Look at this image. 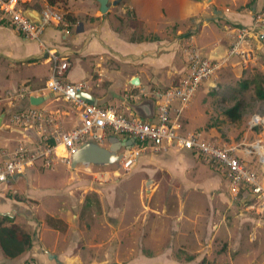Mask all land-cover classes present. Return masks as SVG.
Listing matches in <instances>:
<instances>
[{"label":"crops","instance_id":"0c3cea01","mask_svg":"<svg viewBox=\"0 0 264 264\" xmlns=\"http://www.w3.org/2000/svg\"><path fill=\"white\" fill-rule=\"evenodd\" d=\"M149 1L140 0L134 5L129 4V8H135L138 14L140 10L139 15L146 20ZM211 1L214 5L211 7L213 17L209 18V31H220L223 36H217L208 44L209 52L206 55L190 38L180 47L177 58L178 45L174 42L164 46L158 37L149 40L126 39L107 23L98 24L96 20L100 22V19L94 17V13H80L72 9L71 0H67L69 10L60 15L62 17L69 13L74 22L43 25L34 39L12 28L0 11V139L8 133L20 135V140L16 142L2 139L5 144L0 145V151H11L18 142L32 140L25 134L27 130L37 140L34 131H22L10 121L14 113L24 109L41 110L52 115L63 132H69L76 126L79 113L43 90L52 73L53 56L68 62L69 68L64 76L66 82L85 84L84 92L96 100V105L119 102L120 112L123 113L129 111L124 105L125 101L137 102L144 95L150 98L152 92L165 91L178 85L189 73L188 56L192 50L200 57L217 61L220 69L227 65L232 68L245 65L246 68L256 64L264 53V27L255 24V19L264 14V0ZM23 5L26 8L23 7L21 11L28 8L39 15L45 8L54 10L51 6L38 10L33 5ZM93 18L94 22H89ZM239 29H255L246 39L249 45L242 46L249 58L227 56L230 43ZM257 32L263 35L258 40L255 39ZM109 56L117 57L119 69L110 71ZM212 77L202 83L210 81ZM134 78L138 79V85H131ZM110 81L112 84H109ZM107 83L109 86L105 88ZM21 90L28 93L20 96ZM120 93L122 99L119 100ZM195 94L178 115L177 124L181 134L199 133L181 131L184 113ZM30 97L42 98V101L33 106L29 103ZM173 106L177 107V104ZM186 115L189 116V112ZM123 150L126 149L119 152ZM58 154L63 155V152L59 150ZM58 162L70 168L69 163L60 156L48 168L40 164L34 167L52 170ZM81 166H75L76 170L88 177L89 189L96 194L101 193L100 196L103 190L95 187L96 182L113 180L117 173L118 177L121 176L120 195L115 199V196L106 194L105 203L96 207L86 198L75 203L70 196L73 189L69 186L75 189L78 184L81 187L84 180L73 175L75 181L69 177L65 191L33 198L28 194L26 185L31 172L39 170L34 167L24 176L13 177L0 184V216L12 218L16 225L30 234L31 243L34 230L36 238L41 235L39 242L42 252L37 251L33 255L41 260V264L50 263L46 252L56 257L57 261H53L55 264L68 259L67 251L74 249L76 242L68 237L67 246L63 250L57 248L64 239L62 234L68 231L73 232L80 242L83 239L91 246H106L103 259H99V262L95 259L91 264H106L103 261L119 264V260H137L135 264H264V217L249 209L245 197L232 199L224 170L215 167V164L188 151L168 148L166 151L139 152L130 169L121 175L114 171L97 173L90 169L94 165ZM118 177H114V181ZM32 188L30 186V190ZM57 194L59 198H55ZM48 200L54 203L47 204ZM54 205L56 207L52 208ZM84 212L88 214V227L85 224L84 229L79 230L77 224L79 219H84ZM49 219L61 228L49 224ZM20 256L7 258L0 249V264H19L16 260Z\"/></svg>","mask_w":264,"mask_h":264},{"label":"built area","instance_id":"2783aa9c","mask_svg":"<svg viewBox=\"0 0 264 264\" xmlns=\"http://www.w3.org/2000/svg\"><path fill=\"white\" fill-rule=\"evenodd\" d=\"M0 11L12 28L29 39L36 38L43 25L64 24L60 14L45 8L40 12L41 25L37 26L23 17L15 0L0 3ZM255 24L264 27V14L255 19ZM254 31L239 29L230 43L227 56L249 58L242 46L249 45L246 39ZM262 37L257 32L255 39ZM52 59V73L43 90L55 100L74 108L79 113V120L71 131L63 132L56 118L44 111L24 109L14 113L10 119L12 124L22 131H34L37 140L20 141L11 151H0V184L13 177L24 176L36 164L48 168L58 156L69 163L71 155L81 143L91 142L107 148V139L114 135L119 139L134 140V146L123 150V157L119 161L125 172L141 151L158 152L168 148L188 151L222 168L232 199L245 197L249 209L264 217V116L255 114L248 121V131L259 128L262 131L258 139L248 144L217 145L204 140L199 133L179 132L178 115L189 104L201 83L221 68L217 61L200 57L192 50L188 56L189 73L178 85L165 91L152 92L149 97L154 101L153 117L142 120L130 110L128 113L117 112L79 99L77 95L84 92L85 84L66 82L64 76L69 68L68 62L56 56ZM20 92V96L28 93L26 90ZM142 97L146 98L145 95ZM175 103L177 107L173 106ZM59 150L63 155L58 154Z\"/></svg>","mask_w":264,"mask_h":264},{"label":"rangeland","instance_id":"374dc122","mask_svg":"<svg viewBox=\"0 0 264 264\" xmlns=\"http://www.w3.org/2000/svg\"><path fill=\"white\" fill-rule=\"evenodd\" d=\"M15 1L20 9L25 7L23 4L33 5L38 8V10L46 6L49 7L45 0ZM139 1L140 0H107L108 8L104 14L99 12V4L97 0H71V7L80 13H94V17L100 19V22L99 20H96L98 24L107 23L115 28L119 34H123L126 39H130L132 37L130 40H134V38L149 40L153 37H158L159 41L162 43L161 45L164 46L168 45L169 42H174L178 45L176 58L180 56V47L183 44L185 45V41L190 38L193 40L195 45L201 49V52L206 55L209 52L208 44L213 42L217 36H223L220 31H212L214 34L209 31V27L211 26L208 24L211 21L209 18L213 17L211 10V7L214 5L213 1L205 4L204 0H150L149 13L146 14V20L139 15L140 10L138 14V10L135 8H129V4L134 5L139 3ZM62 3L60 2L55 6H51L61 15L63 11L69 10V7H67V0L66 3ZM93 20L94 18L90 19L89 22H92ZM95 28L98 30L100 29L97 25H95ZM199 31L200 34L198 35ZM109 58L110 71L119 69L120 65L117 57L114 58L109 56ZM258 76H262L264 78V53L261 54V58L258 62H256V64L248 65L246 68L245 65L244 67L239 65L235 68L227 65L223 69H219L215 72V75L210 81L206 83L204 82L199 86L195 97L191 101L190 107L184 113L185 117L182 119L181 131H197L201 134L204 140L225 146H234L240 143L248 144L258 139V136H261V128L248 131L247 123L255 114L264 116V104L255 99L252 85H249V88L246 90H242L240 86L243 81H250L254 77ZM109 84H112L111 81ZM109 84L107 83V85H105L107 87H104L108 88ZM232 97H235L236 100H242L244 103V110L241 114V118L236 122L230 121L223 114L225 109L232 107L234 104L233 99H231ZM118 99H122V93L119 94ZM102 107L110 108L116 110L117 112L122 111L120 108L121 105L117 101L113 104H106ZM188 112L189 116L186 115ZM203 134L211 140L207 139ZM4 138L10 139L11 142H16L20 140V135L8 133L7 135H4V137H1L0 145L5 144V142L2 141ZM78 167L81 168L82 166L78 165ZM35 169L39 170L31 172L30 178L28 179L29 183L26 185L28 194H30L33 198L52 195L57 191H65L64 188H66L70 182L68 180L69 177H72V181H75L73 180V175H75L74 177L76 178L78 176L84 180L81 187H79L78 184L76 185L77 188L75 186V189L72 185L69 186L73 189L70 196L74 199V202H78L79 200L83 201L86 198L91 202L92 206L96 207L97 205L99 206L100 203H105L106 194L115 196L116 199L118 194L120 195L121 193L119 186L121 176L118 177L117 173L115 176L113 175L114 177H118V180L116 179V181H114L115 178L111 176L113 177V180H110L111 182L109 180H100L96 182L97 184L95 187L103 190L102 196H100L101 193L96 194L89 189L90 184L88 177L80 174L81 172L76 170V168H66V165L58 162L56 168L52 170H41L38 167ZM90 169L97 173L114 171L118 172L119 175L123 174L122 172L124 171L118 166V163L94 167L90 166ZM137 170L138 169L135 168L136 172ZM112 182L115 186H113ZM30 186L33 187L31 190ZM99 197H101L100 200ZM55 198H59L58 194ZM95 201H98L99 203L97 204ZM48 202L49 203L47 204L51 205L54 203L51 200H48ZM54 207L56 206H52V208ZM77 214L79 213L77 212ZM81 215L83 216V214ZM81 215L79 214V216ZM88 223V214L84 212V219H79L77 228L79 230H83V226L86 224V227H88ZM73 226L76 227V223H74ZM29 230H31L30 227ZM35 235L36 232L34 230V233H32L31 247L18 258L19 260H16L17 263L20 264L23 261V264H41V260H39V258L37 259L36 256H33L37 251L42 252L40 250L41 248L39 242L41 235L37 238ZM62 235L64 239L60 241L57 247L58 250H63V248L67 246L66 243L68 242V237H70V240L76 242V245H74V249L67 251L69 252L67 260H59L56 264H91L96 261L95 259H98L96 262H99V259H103V255H106L105 245L101 246L95 244L91 246L88 241L83 242L82 237V242H80L71 231L63 233ZM46 238L50 239L51 237L46 235ZM50 240L47 241L49 242ZM49 261V264H55L53 259H49ZM127 261L128 260H123L121 262V260H119V262H117L119 264L137 263V260L134 262ZM103 262L106 264L114 263L113 261Z\"/></svg>","mask_w":264,"mask_h":264},{"label":"water","instance_id":"95a60500","mask_svg":"<svg viewBox=\"0 0 264 264\" xmlns=\"http://www.w3.org/2000/svg\"><path fill=\"white\" fill-rule=\"evenodd\" d=\"M211 0H204L205 4H208ZM99 4V12L104 14L107 11V0H97ZM23 17H25L31 23L39 26L41 25V17L39 13L32 9H25L22 11ZM131 85H138V79L134 78L131 81ZM78 98L90 105H96V100L87 92L78 93ZM42 98L30 97L29 103L33 106L39 105ZM125 107L129 109L133 114L142 120H150L154 114V101L152 98H144L140 101H125ZM1 121V116H0ZM25 134L35 141L34 135L31 131H25ZM109 146L107 148L101 147L95 143L85 142L78 145L76 151L71 155L69 166L74 169L77 165H112L118 163L123 155L119 151L121 149H128L134 146L133 139H119L116 136H110L107 139ZM49 259L57 261L56 257L46 252Z\"/></svg>","mask_w":264,"mask_h":264},{"label":"trees","instance_id":"16d2710c","mask_svg":"<svg viewBox=\"0 0 264 264\" xmlns=\"http://www.w3.org/2000/svg\"><path fill=\"white\" fill-rule=\"evenodd\" d=\"M49 6H55L57 3H62L64 0H45ZM63 21L66 24L74 22V18L65 13L62 16ZM249 85L253 87V95L257 101L264 104V78L262 76L254 77L250 81H243L240 86L242 90L249 88ZM234 104L224 110V116L232 122H236L241 118V114L244 110V103L242 100H236L232 97ZM55 221L49 219L48 223L52 224L56 228H61L59 224L53 223ZM61 223L60 221H56ZM31 247V236L24 231L21 227L16 225L12 218L8 216H0V249L2 253L10 259L16 258L26 252Z\"/></svg>","mask_w":264,"mask_h":264},{"label":"bare ground","instance_id":"6f19581e","mask_svg":"<svg viewBox=\"0 0 264 264\" xmlns=\"http://www.w3.org/2000/svg\"><path fill=\"white\" fill-rule=\"evenodd\" d=\"M62 155V154H61Z\"/></svg>","mask_w":264,"mask_h":264}]
</instances>
